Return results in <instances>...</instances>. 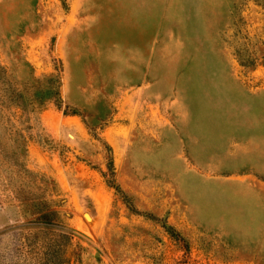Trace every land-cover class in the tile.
Listing matches in <instances>:
<instances>
[{
	"label": "rangeland",
	"instance_id": "1",
	"mask_svg": "<svg viewBox=\"0 0 264 264\" xmlns=\"http://www.w3.org/2000/svg\"><path fill=\"white\" fill-rule=\"evenodd\" d=\"M0 264H264V6L0 0Z\"/></svg>",
	"mask_w": 264,
	"mask_h": 264
},
{
	"label": "trees",
	"instance_id": "2",
	"mask_svg": "<svg viewBox=\"0 0 264 264\" xmlns=\"http://www.w3.org/2000/svg\"><path fill=\"white\" fill-rule=\"evenodd\" d=\"M259 1V4L264 6V1L256 0ZM245 39V42H241V44L235 46V55L237 56L238 60L240 61V64L245 66V67H250L254 66L257 61V57L255 56V53L253 51H250L249 49V43L246 40V36H243ZM54 90L50 92V94H46V96L43 98V96H40L38 94H29V95H21V94H14V96L10 99L11 102L14 100L16 107L22 109L23 111L26 110H34L36 107H41L43 103H45L48 100L54 99V98H59V84L57 80L54 81ZM14 103V102H13ZM41 215H45L48 218L47 223H41L46 226H43V228L50 227L53 221L58 218V211L55 209L48 208L46 209L45 212H40ZM56 229L58 230V233L56 235L61 236L62 238L69 239L71 240L72 236V230L67 228L66 225H55ZM42 230V229H41ZM60 230V232H59ZM44 233L46 234H52L54 235L55 233H51L49 230H43Z\"/></svg>",
	"mask_w": 264,
	"mask_h": 264
}]
</instances>
